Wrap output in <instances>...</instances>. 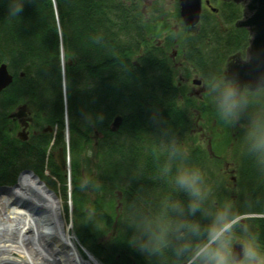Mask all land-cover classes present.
<instances>
[{
  "label": "trees",
  "instance_id": "1",
  "mask_svg": "<svg viewBox=\"0 0 264 264\" xmlns=\"http://www.w3.org/2000/svg\"><path fill=\"white\" fill-rule=\"evenodd\" d=\"M208 1L215 11L204 6L195 30L160 37L151 25L163 11L143 0H25L18 16L0 0V65L12 76L0 93V186L31 170L67 208L69 181L73 232L101 264H182L202 248L191 264H206L235 241L246 248L239 264H264V89L224 101L223 69L245 56L249 35L236 26L240 5ZM175 52L208 87L200 112L240 124L232 158L191 138ZM22 105L32 118L26 141L8 119ZM66 115L71 168L61 171L51 151L66 158ZM91 140L94 198L80 180Z\"/></svg>",
  "mask_w": 264,
  "mask_h": 264
},
{
  "label": "bare ground",
  "instance_id": "2",
  "mask_svg": "<svg viewBox=\"0 0 264 264\" xmlns=\"http://www.w3.org/2000/svg\"><path fill=\"white\" fill-rule=\"evenodd\" d=\"M86 252L70 233L59 196L33 171L0 188V264H101Z\"/></svg>",
  "mask_w": 264,
  "mask_h": 264
},
{
  "label": "rangeland",
  "instance_id": "3",
  "mask_svg": "<svg viewBox=\"0 0 264 264\" xmlns=\"http://www.w3.org/2000/svg\"><path fill=\"white\" fill-rule=\"evenodd\" d=\"M143 1L145 3L146 8L147 7L151 8L152 6L156 5L157 7H160V9H162V11L164 13V14L163 13L161 14V20H159V22H157V25H155V24L151 25L153 28V31L156 34L161 35L160 37H164V36L168 35L169 33H171V31H174V32L180 31V32H184L186 34L191 33L193 31V30H189L183 26V24L179 18V15H178V2H177V0H143ZM165 25L167 27L163 28ZM150 36H151V34H150ZM158 41L161 42V39H159ZM238 55L239 54H237L235 56H238ZM231 58H230V60H231ZM242 58L244 59L245 57H242ZM173 59L176 63V66L180 69L178 77L176 79L177 85H178V87H180V89L182 90V93H183L180 101H181L182 105H184V106H186L184 103L186 100H189L191 102L190 104L193 105L191 108L185 109L186 111L189 112V114L191 115L192 119L195 122L191 138L196 139V141L200 142L203 146L208 147L210 150H213V149L218 150V151L220 150L222 155H224L227 158H230V157L232 158L233 149L235 148L234 137L236 134V130L238 128H240V124L237 123V120L235 118L234 119L232 118V115L227 116L225 119L219 118L216 120V118H214V117L217 116V114L211 115L208 113H201L200 111L202 109L200 110L199 108H200L201 103L204 101L205 96L207 95V91H208L207 85L204 84V82H202V80H200L192 72L184 70V67H183L184 63L181 60L179 54H177L175 52L173 55ZM225 68L226 67H224L223 72H224ZM194 80H200L201 83L199 85H196V84H194ZM224 83L230 87H234V85L232 83H229V82L227 83L225 81H224ZM263 89L264 88H261L255 92L261 91ZM235 92H236V95H240L242 92L255 93V92L248 91L246 88H242L239 90L235 89ZM26 109H28V108L26 107ZM222 115L225 117V114L222 113ZM234 120H235V122H234ZM12 123L14 124V122H12ZM31 124H32V122H31ZM15 125H18V123H15ZM49 127L50 126L42 125L43 129L49 128ZM13 128H15V126H13ZM27 131H28L27 133H29V135L32 133L31 125L27 129ZM12 132H13L12 134L17 137L18 133L20 132L19 126H17V129H14ZM64 136H65V133H64ZM64 138H65L64 141H66V136ZM65 145H66V142H65ZM68 146H69V141H68ZM68 146L66 148V156L68 157V159H66V160H69V171H70L71 163H70V158H69V147ZM87 148L88 149H87L85 157H84V163L82 164L83 168L81 170L80 180L82 183V187L87 189V192L89 193L90 196H93V194H91V191H92V183H93L95 169H96L95 142L93 140H91L89 143V146ZM57 150L58 149H54L51 151L52 157L57 152ZM226 169H229V166H226ZM23 171H25V170H23ZM23 171H21L19 173V176L21 175V173ZM46 174L48 175L47 171H46ZM19 176L17 178L16 184L18 183ZM39 179L45 183L44 178L41 179L39 177ZM45 185H46V183H45ZM7 187L11 188L13 186H8V185L0 186V188H7ZM67 187L69 189L68 190L69 199H68V207L67 208H65L59 192L58 191H54V192L60 198L62 209H63V214L65 216V220L70 227V233L74 236V240L78 246V249L80 250V252H82V250L84 248L79 244V242H78V240L75 237V234L73 232L72 205H71V200H70L71 184L69 181H68ZM50 190H52V189H50ZM92 198H94V196ZM95 223L99 224V228H101L103 225V222L98 221V218L95 220ZM230 225H231V223L228 224L224 229H222V231H220V233H218V235L221 234ZM218 235L216 237H214L211 241H214L218 237ZM211 241L208 244H210ZM236 242H238V241H235L232 244H228L226 242L220 243V246L218 248L217 253L209 261H207L206 264H219L221 261H223L227 257V255L230 258V254H231V251L233 248L232 245H234ZM204 249L205 248H202L199 252L196 253V255L192 259H190L189 261L184 262L182 264H191L193 262V260L199 254H201ZM84 250H86V249H84ZM251 255L252 254H248L247 257H251ZM254 257H256V256H254ZM256 258L258 260H264V255H260V256L257 255Z\"/></svg>",
  "mask_w": 264,
  "mask_h": 264
},
{
  "label": "water",
  "instance_id": "4",
  "mask_svg": "<svg viewBox=\"0 0 264 264\" xmlns=\"http://www.w3.org/2000/svg\"><path fill=\"white\" fill-rule=\"evenodd\" d=\"M224 1L241 5L242 17L236 25L237 27L246 29L249 35V43L244 59L239 55L233 56L227 63L223 72V80L227 83H232L235 89L239 90L246 88L250 92H255L264 88V0ZM177 2L179 18L183 26L189 30H195L199 25L203 5L211 7L208 0H177ZM211 9L215 11L214 8ZM11 82L12 76L9 74L6 65H0V93L6 89ZM200 83V80H194V84L199 85ZM28 115L29 112H27L25 105L18 107L16 112L9 115L10 119L18 121L19 125L22 127V130L18 133V138L21 141L27 140L25 129L28 123ZM120 123L121 117H116L112 122V130H116ZM47 130L50 131L49 128ZM65 136L66 146H68V124H66ZM53 158L61 171L65 169L69 170V160L65 159L62 148L57 150ZM24 172L31 171L25 170L22 173ZM15 185L16 183L12 186L14 187ZM232 246L230 261L233 264H239L246 254L245 245L243 242L238 241ZM82 252L87 254L84 249Z\"/></svg>",
  "mask_w": 264,
  "mask_h": 264
},
{
  "label": "clouds",
  "instance_id": "5",
  "mask_svg": "<svg viewBox=\"0 0 264 264\" xmlns=\"http://www.w3.org/2000/svg\"><path fill=\"white\" fill-rule=\"evenodd\" d=\"M25 0H12L9 13L12 16H18L20 12L23 11V6H24ZM223 99L227 104H231L233 102V98L236 95L235 88L230 87L227 84L223 88ZM256 147L258 149L264 148V133H261L258 135L257 140H256Z\"/></svg>",
  "mask_w": 264,
  "mask_h": 264
},
{
  "label": "flooded vegetation",
  "instance_id": "6",
  "mask_svg": "<svg viewBox=\"0 0 264 264\" xmlns=\"http://www.w3.org/2000/svg\"><path fill=\"white\" fill-rule=\"evenodd\" d=\"M28 112H29V115L27 116L28 123H27V127H26V132H28L27 129L30 127L31 122H32L31 117H29V116H31V112H30V111H28ZM15 123H17V121H15ZM19 130H21V128H19ZM33 133H35V132H33ZM27 134H28V136H29V133H27Z\"/></svg>",
  "mask_w": 264,
  "mask_h": 264
}]
</instances>
